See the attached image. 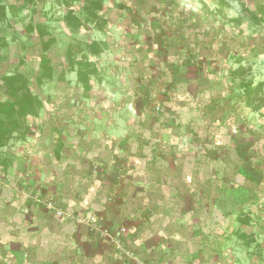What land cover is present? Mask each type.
Wrapping results in <instances>:
<instances>
[{"label": "rangeland", "instance_id": "obj_1", "mask_svg": "<svg viewBox=\"0 0 264 264\" xmlns=\"http://www.w3.org/2000/svg\"><path fill=\"white\" fill-rule=\"evenodd\" d=\"M0 264H264V0H0Z\"/></svg>", "mask_w": 264, "mask_h": 264}, {"label": "built area", "instance_id": "obj_2", "mask_svg": "<svg viewBox=\"0 0 264 264\" xmlns=\"http://www.w3.org/2000/svg\"><path fill=\"white\" fill-rule=\"evenodd\" d=\"M26 196L37 206L43 207L46 210H48L50 213H56L57 217H61L64 220L71 221L78 223L79 225H83L87 228H91V230H100L103 227L104 218L103 217H97L95 215L85 216V215H72L70 212L65 211L61 208H58L55 206V203L53 201L49 200H43V198L39 195L35 196L32 193L30 195ZM122 233L119 232L116 235H111L110 233L104 234L103 238H106L113 246L116 248V250L120 253L126 254L130 258L134 259L133 253H127L129 251L126 250L125 247V240L122 239Z\"/></svg>", "mask_w": 264, "mask_h": 264}, {"label": "trees", "instance_id": "obj_3", "mask_svg": "<svg viewBox=\"0 0 264 264\" xmlns=\"http://www.w3.org/2000/svg\"><path fill=\"white\" fill-rule=\"evenodd\" d=\"M40 33H41V36L44 34L43 29L40 30ZM48 46H49L48 43H44V44H43V48H44L45 50L48 49ZM47 64H48V61L44 59V60L41 62V66H42V68L46 70V69H47ZM85 79H86V78H85ZM81 82L83 83V85H85V87L87 86L88 81L81 79ZM253 90H254V89H252V84H251V83H248V84L245 86V90H244V91H245V94L248 96V98L253 94ZM55 156H56L58 159L61 158V148H58V149L55 150Z\"/></svg>", "mask_w": 264, "mask_h": 264}]
</instances>
